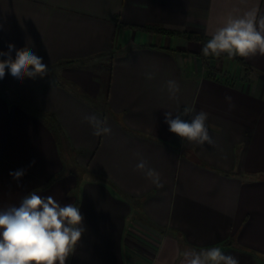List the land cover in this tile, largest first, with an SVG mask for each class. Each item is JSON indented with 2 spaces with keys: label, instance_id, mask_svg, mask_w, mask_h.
Listing matches in <instances>:
<instances>
[{
  "label": "crops",
  "instance_id": "crops-1",
  "mask_svg": "<svg viewBox=\"0 0 264 264\" xmlns=\"http://www.w3.org/2000/svg\"><path fill=\"white\" fill-rule=\"evenodd\" d=\"M254 9L259 21L264 0H0V53L28 48L58 74L18 80L6 68L0 83L57 117L82 171H63L49 126L0 92V211L32 191L78 206L84 232L66 264H183L184 251L210 247L264 264V55L244 58L252 72L241 79L236 66L227 84L205 75L199 42L141 28L210 37ZM200 111L213 145L182 141L164 122ZM89 117L111 132L94 135Z\"/></svg>",
  "mask_w": 264,
  "mask_h": 264
},
{
  "label": "clouds",
  "instance_id": "clouds-1",
  "mask_svg": "<svg viewBox=\"0 0 264 264\" xmlns=\"http://www.w3.org/2000/svg\"><path fill=\"white\" fill-rule=\"evenodd\" d=\"M8 45L7 58L0 60V79L5 76V69L12 77L22 80L24 76L43 77L47 73V65L28 48L17 50L15 58L10 55L14 49ZM222 54L229 58H248L257 54L264 55V17L257 21L256 10L245 12L243 16L229 15L223 23L216 27L210 38L202 47L205 57H219ZM151 75L148 79H152ZM167 87L174 98L179 92V85L167 81ZM231 101V97H226ZM185 109V112H190ZM94 127V135L109 134V127H99L104 121L96 117L87 118ZM208 114L198 112L191 121L182 119L180 115L172 118L171 112L164 114V122L169 131L189 144L203 146L206 142L214 144L206 126ZM136 168L143 171L146 162L141 160ZM14 179H20L24 170L9 173ZM145 176L157 188H162L160 173L147 168ZM84 217L78 206L66 204L61 206L52 196L42 197L36 191L25 195L19 206H12L0 211V264H66L84 232ZM183 264H239L237 258L227 255L219 247L205 250H186L182 253Z\"/></svg>",
  "mask_w": 264,
  "mask_h": 264
},
{
  "label": "trees",
  "instance_id": "trees-1",
  "mask_svg": "<svg viewBox=\"0 0 264 264\" xmlns=\"http://www.w3.org/2000/svg\"><path fill=\"white\" fill-rule=\"evenodd\" d=\"M141 28L147 32L181 36L188 40L199 42L201 44V49L199 52L196 53V55L204 64L206 69L205 75L207 77L217 78L218 80H221L227 84H233L235 75L224 73L216 65L210 63V61L215 60L219 57H225L229 60H232L239 69V74L237 76H239L241 79L248 78V76L253 70L250 64L247 63L243 57L236 56L229 58L224 54H222L219 57L203 56L202 47L210 38L209 36H205L203 34L192 31L167 30L154 24H148ZM114 53L115 51H109L106 53V55L112 57ZM47 68L48 70L45 76L48 75V71L50 70L51 66H47ZM107 68H108V64H107ZM56 82L58 84H61L59 80V76L56 77ZM104 82H105V90L107 91L109 86V75L106 76ZM0 92H2L8 98V100L17 103L22 109H24L28 113L41 117L45 121V123L49 126L55 138L56 145L60 153V157L63 161V171H68V172L79 171L82 173L81 166L78 164L76 160L77 150L71 146L65 130L63 129L57 117L53 113H49L42 109L30 106L20 95L15 94L10 88H8L7 86L1 83H0ZM229 240L225 242H229Z\"/></svg>",
  "mask_w": 264,
  "mask_h": 264
},
{
  "label": "rangeland",
  "instance_id": "rangeland-1",
  "mask_svg": "<svg viewBox=\"0 0 264 264\" xmlns=\"http://www.w3.org/2000/svg\"><path fill=\"white\" fill-rule=\"evenodd\" d=\"M210 63L220 67L222 69V70L221 69L220 70L223 71L224 73H226V71H224V70L229 68V70L232 72V74L235 75L233 72H236V70H237L236 64L232 60H229L225 57H219L215 60L210 61ZM50 73H51V75L56 76V74H57L56 67H52L50 69ZM75 172L76 171L70 172V173L72 175H75ZM224 253L227 255H232L235 258H237L239 261V264H255V262L251 261V255L250 254L248 255L247 253L241 252L237 249L236 250H234V249L226 250V251H224Z\"/></svg>",
  "mask_w": 264,
  "mask_h": 264
}]
</instances>
